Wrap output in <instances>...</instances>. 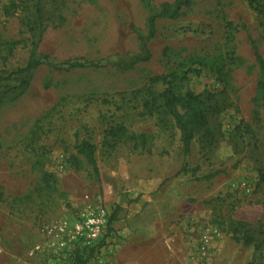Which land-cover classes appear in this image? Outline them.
<instances>
[{"label": "rangeland", "instance_id": "obj_1", "mask_svg": "<svg viewBox=\"0 0 264 264\" xmlns=\"http://www.w3.org/2000/svg\"><path fill=\"white\" fill-rule=\"evenodd\" d=\"M149 1L156 10L172 0ZM40 7L37 26L33 0H0V76L25 67L32 43L51 63L98 67L43 64L0 84V264H50L49 227L99 206L115 215L99 253L106 264H264V120L252 46L264 58V24L249 1L191 0L179 18L158 20L150 60L130 68L120 63L138 54L137 35L146 31L141 0ZM188 56L222 59L224 69L175 85L177 94L203 96L209 120L210 144L197 133L184 158L171 119L141 114L138 91ZM59 103L32 144L34 125ZM115 123L150 136V153L107 149L104 134ZM83 140L96 146L99 182L76 154ZM183 165L190 172L177 175ZM236 230L255 244L234 240Z\"/></svg>", "mask_w": 264, "mask_h": 264}, {"label": "trees", "instance_id": "obj_2", "mask_svg": "<svg viewBox=\"0 0 264 264\" xmlns=\"http://www.w3.org/2000/svg\"><path fill=\"white\" fill-rule=\"evenodd\" d=\"M249 6L260 16V21L264 24V7L256 0H248ZM35 13L33 15V24H41V7L40 0H33ZM142 5L148 10V16L145 21V33H138V54L133 56L128 61L120 63L126 68L135 66L136 64L148 62L151 58L149 51V41L154 38L156 34V25L159 19L174 20L180 17L182 11L191 5V0H172L171 2H165L160 4L156 10L150 4L149 0H141ZM38 34L36 32H33ZM253 54L255 63L258 69V76L255 88V103L263 113L264 120V58L259 54L255 45H253ZM37 44L32 43V53L24 68L18 69L9 73L6 77L0 76V84L11 80L13 78H19L24 74H27L43 64H50L54 69H75V68H88L98 67V64L93 62L80 63V62H63L61 64H54L49 61L47 56H40L36 54ZM8 50H13L12 45H8ZM208 69L215 73L218 77L223 76L224 63L222 59L209 60L205 57L188 56L184 58L177 66L174 67L168 74L154 76L148 80V85L138 91L143 93V99L141 102L142 112L141 114L157 117L158 123H166L169 117L173 122L175 128L179 132V141L181 143V153L184 158L188 157L190 153L191 142L197 133L203 132L204 139L210 144L209 131H208V114L205 104V99L200 94L193 92H187L184 95L177 94L175 92V85L179 82L188 80V76H198L202 70ZM21 87L24 89L29 87V80L20 79ZM163 85L165 88L162 91H157V86ZM61 103L56 105L50 112L46 113L37 123L29 134V141L33 144L40 140L44 134V129L47 123L53 117L54 114L59 112ZM103 145L109 150H115L119 146H125L133 152L150 153L151 137L146 134L129 133L125 126L115 123L114 126H110L104 134ZM76 154L81 157L87 166L90 168V174L99 182V172L96 163L95 153L96 146L88 140H83L75 146ZM74 166L80 165V161L76 158H72ZM189 169L186 165H183L178 171L177 175L188 174ZM44 182L46 186L49 185V178L51 175H44ZM213 175H208L203 179L208 180ZM115 220V215L109 218V224ZM108 224V226H109ZM241 226V223H238ZM238 231H234L233 239L236 241H243L245 245L255 244L256 240L253 236L245 235L237 237ZM262 234V233H261ZM264 237V234H262ZM259 246H256V251L260 250ZM264 257V256H263ZM76 264H87L88 261L76 258Z\"/></svg>", "mask_w": 264, "mask_h": 264}, {"label": "built area", "instance_id": "obj_3", "mask_svg": "<svg viewBox=\"0 0 264 264\" xmlns=\"http://www.w3.org/2000/svg\"><path fill=\"white\" fill-rule=\"evenodd\" d=\"M109 216L101 206L82 211L70 221L54 224L47 230L50 264H106L99 255L105 239Z\"/></svg>", "mask_w": 264, "mask_h": 264}]
</instances>
